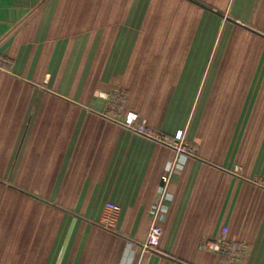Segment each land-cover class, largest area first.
Here are the masks:
<instances>
[{
	"label": "crops",
	"instance_id": "crops-1",
	"mask_svg": "<svg viewBox=\"0 0 264 264\" xmlns=\"http://www.w3.org/2000/svg\"><path fill=\"white\" fill-rule=\"evenodd\" d=\"M195 153L105 115L101 93ZM121 206L101 223L106 204ZM264 264V0H0V264Z\"/></svg>",
	"mask_w": 264,
	"mask_h": 264
},
{
	"label": "built area",
	"instance_id": "built-area-1",
	"mask_svg": "<svg viewBox=\"0 0 264 264\" xmlns=\"http://www.w3.org/2000/svg\"><path fill=\"white\" fill-rule=\"evenodd\" d=\"M107 101L105 115L120 122L130 130L140 133L149 138L158 140L167 145L175 147L177 159L169 165V174L165 176V184L161 187L160 198L152 209V223L150 225L146 239L143 241L142 250H157L162 236L163 228L160 225L162 214L167 210L165 200L168 197V182L175 166L181 164L183 156L195 153L194 145L186 138L183 130L177 131L173 136H168L164 132L148 124L140 113L133 109H126L125 103L127 92L125 89L115 87L110 92L102 94ZM121 206L115 202L106 204L101 223L106 228H113L116 224ZM227 229L224 230L222 239L214 242L210 246L220 254L219 264H230L233 261H240L244 257V244L229 240L226 237Z\"/></svg>",
	"mask_w": 264,
	"mask_h": 264
},
{
	"label": "rangeland",
	"instance_id": "rangeland-1",
	"mask_svg": "<svg viewBox=\"0 0 264 264\" xmlns=\"http://www.w3.org/2000/svg\"><path fill=\"white\" fill-rule=\"evenodd\" d=\"M114 88H115V87H113V89H114ZM125 91H126V90H125ZM126 92H127V91H126ZM104 93H105V92H104ZM104 93H101V95L104 94Z\"/></svg>",
	"mask_w": 264,
	"mask_h": 264
}]
</instances>
